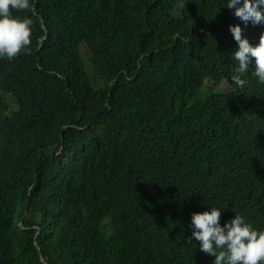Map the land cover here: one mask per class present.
Masks as SVG:
<instances>
[{
  "label": "trees",
  "instance_id": "16d2710c",
  "mask_svg": "<svg viewBox=\"0 0 264 264\" xmlns=\"http://www.w3.org/2000/svg\"><path fill=\"white\" fill-rule=\"evenodd\" d=\"M180 13L177 14V7ZM225 0H30L0 59V264H213L190 215L264 230L262 85ZM224 85V87H222Z\"/></svg>",
  "mask_w": 264,
  "mask_h": 264
},
{
  "label": "clouds",
  "instance_id": "9594fccd",
  "mask_svg": "<svg viewBox=\"0 0 264 264\" xmlns=\"http://www.w3.org/2000/svg\"><path fill=\"white\" fill-rule=\"evenodd\" d=\"M30 7V0H0V59H13L31 43V19L16 18L10 9L24 10ZM245 25L264 24V0H225V6ZM237 47L230 53L235 61L230 79L236 86L246 83L243 74L254 65L252 75L262 85L261 102L264 107V32L253 46L242 37L239 24L228 28ZM264 110V108H263ZM264 123V114L260 115ZM222 210L208 205L207 210L190 215L189 241H196L197 247L214 257L213 264H264V230L254 228L239 212L221 225Z\"/></svg>",
  "mask_w": 264,
  "mask_h": 264
},
{
  "label": "rangeland",
  "instance_id": "374dc122",
  "mask_svg": "<svg viewBox=\"0 0 264 264\" xmlns=\"http://www.w3.org/2000/svg\"><path fill=\"white\" fill-rule=\"evenodd\" d=\"M180 10H181V7L178 6V7H177V11H175V13L179 14V13H180ZM222 87H224V85H223Z\"/></svg>",
  "mask_w": 264,
  "mask_h": 264
}]
</instances>
